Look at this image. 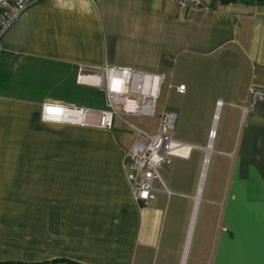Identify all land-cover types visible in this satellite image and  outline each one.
Wrapping results in <instances>:
<instances>
[{
  "label": "crops",
  "instance_id": "obj_1",
  "mask_svg": "<svg viewBox=\"0 0 264 264\" xmlns=\"http://www.w3.org/2000/svg\"><path fill=\"white\" fill-rule=\"evenodd\" d=\"M80 65L165 74L189 149L148 204L123 166L132 121L41 117L44 103L102 107L85 105L100 89L76 82ZM250 86L264 90V0L30 6L0 44V264H264V95ZM163 108L152 129L134 125L154 132Z\"/></svg>",
  "mask_w": 264,
  "mask_h": 264
},
{
  "label": "built area",
  "instance_id": "obj_2",
  "mask_svg": "<svg viewBox=\"0 0 264 264\" xmlns=\"http://www.w3.org/2000/svg\"><path fill=\"white\" fill-rule=\"evenodd\" d=\"M38 1L40 0H0V44L11 25L25 10ZM173 1L181 8L200 4V0ZM86 77L92 78L87 81ZM75 80L77 83H90L99 88L104 95V106L92 108L44 103L41 113L43 120L80 125L96 124L111 128L114 119L122 120L124 114L153 116L165 82V74L132 67L80 65L77 68ZM172 87V84H168V88ZM174 88L178 92H183L185 85L179 84ZM248 94L255 102L263 98L264 90L250 86ZM175 119L174 111L163 108L156 129L152 133L129 123L136 137L125 153L123 166L131 183L134 198L143 204H148L154 198L157 190L155 182L162 183L159 168L169 163L171 156L178 154L175 149L182 146V143L172 136Z\"/></svg>",
  "mask_w": 264,
  "mask_h": 264
},
{
  "label": "rangeland",
  "instance_id": "obj_3",
  "mask_svg": "<svg viewBox=\"0 0 264 264\" xmlns=\"http://www.w3.org/2000/svg\"><path fill=\"white\" fill-rule=\"evenodd\" d=\"M96 90L97 91L93 95L92 99H91V95L88 96L87 92L84 91L83 94H84V98L86 99L85 100V105L97 106V107L98 106L99 107H101V106L103 107L104 106V95H103V92L101 90H98V89H96ZM87 97H90V100H87L88 99ZM163 105H167V108L171 106V91L170 90L168 91L166 89L165 85L162 86L161 94H160V96H159V98H158V100L156 102L155 111L158 112L163 107ZM122 117L125 118L127 121H132L134 124H137V125H139L141 127H144L146 129H152L154 127L155 120H156V117H154V116H129V115H123ZM172 135H173V133H172ZM174 137H176L175 133H174ZM162 166H165V165L163 164ZM162 166L159 168V172H160L161 175H163L162 174V168H163ZM204 171H205V168L202 169V172H203L202 173V179L204 178ZM192 224L194 225L193 222H192ZM180 226H179V234L181 235ZM191 229L193 230V226L191 227ZM164 232H165V230H164ZM189 233H190V230L188 231V227H187V233H186V236H185L186 241H188L187 240V238H188L187 234H189ZM197 233H198V227L196 226V229H195L194 234H193V240L195 239ZM177 236H178V226L177 227H170L169 228V237L171 239L174 238V240H176ZM187 249H188V246H187Z\"/></svg>",
  "mask_w": 264,
  "mask_h": 264
},
{
  "label": "bare ground",
  "instance_id": "obj_4",
  "mask_svg": "<svg viewBox=\"0 0 264 264\" xmlns=\"http://www.w3.org/2000/svg\"><path fill=\"white\" fill-rule=\"evenodd\" d=\"M91 78H92V77H86L85 80L89 81V80H91ZM74 114H75V113H74ZM216 117H217V115H216ZM211 134H212V136H213L214 132L212 131ZM188 149H189V147H187L186 145L182 144L181 147L176 148L175 150H176L177 153H180V154H186V153L188 152ZM185 251H186V248H185Z\"/></svg>",
  "mask_w": 264,
  "mask_h": 264
},
{
  "label": "trees",
  "instance_id": "obj_5",
  "mask_svg": "<svg viewBox=\"0 0 264 264\" xmlns=\"http://www.w3.org/2000/svg\"><path fill=\"white\" fill-rule=\"evenodd\" d=\"M221 3H227V2H231V1H236V0H219Z\"/></svg>",
  "mask_w": 264,
  "mask_h": 264
},
{
  "label": "snow or ice",
  "instance_id": "obj_6",
  "mask_svg": "<svg viewBox=\"0 0 264 264\" xmlns=\"http://www.w3.org/2000/svg\"><path fill=\"white\" fill-rule=\"evenodd\" d=\"M50 111H53L54 109H49Z\"/></svg>",
  "mask_w": 264,
  "mask_h": 264
}]
</instances>
